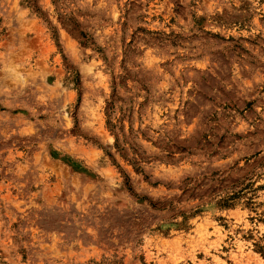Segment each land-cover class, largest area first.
<instances>
[{"label":"rangeland","instance_id":"obj_1","mask_svg":"<svg viewBox=\"0 0 264 264\" xmlns=\"http://www.w3.org/2000/svg\"><path fill=\"white\" fill-rule=\"evenodd\" d=\"M0 264H264V0H0Z\"/></svg>","mask_w":264,"mask_h":264}]
</instances>
